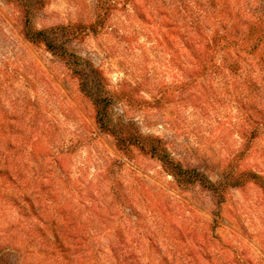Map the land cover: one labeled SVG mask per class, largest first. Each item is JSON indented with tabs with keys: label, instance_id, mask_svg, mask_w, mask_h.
<instances>
[{
	"label": "rangeland",
	"instance_id": "374dc122",
	"mask_svg": "<svg viewBox=\"0 0 264 264\" xmlns=\"http://www.w3.org/2000/svg\"><path fill=\"white\" fill-rule=\"evenodd\" d=\"M0 264H264V0H0Z\"/></svg>",
	"mask_w": 264,
	"mask_h": 264
},
{
	"label": "trees",
	"instance_id": "16d2710c",
	"mask_svg": "<svg viewBox=\"0 0 264 264\" xmlns=\"http://www.w3.org/2000/svg\"><path fill=\"white\" fill-rule=\"evenodd\" d=\"M40 35H43V34L42 33L34 34L31 32L28 33V37L30 41L33 43L41 42V40L39 39ZM48 48L49 50L51 49L49 45H48ZM97 123H98L99 129L102 132H105L113 136L115 140L117 141L118 145L122 143H126V142L131 143L132 141H135L136 143H139L138 145H140L145 151L157 156L160 159V161L163 163V166L167 170L170 171L174 179L177 180L182 185L189 186L192 184L193 185L205 184L202 179V176L197 171L185 169L180 164H178L175 160L171 159V157H169L168 154L165 153L164 151L165 146L162 145V141L160 139H157V138L149 139L148 144L142 145L140 142L141 137L129 134L130 132L125 131L123 127H120L118 125L117 126L111 125L110 123H108L104 110L99 111L97 115ZM254 178L259 179L257 175H254ZM222 188L223 186L221 187V191L218 194L222 192Z\"/></svg>",
	"mask_w": 264,
	"mask_h": 264
}]
</instances>
